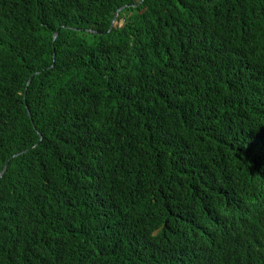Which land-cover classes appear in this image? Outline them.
Returning a JSON list of instances; mask_svg holds the SVG:
<instances>
[{
  "label": "trees",
  "instance_id": "trees-1",
  "mask_svg": "<svg viewBox=\"0 0 264 264\" xmlns=\"http://www.w3.org/2000/svg\"><path fill=\"white\" fill-rule=\"evenodd\" d=\"M0 8V264H264V0Z\"/></svg>",
  "mask_w": 264,
  "mask_h": 264
},
{
  "label": "clouds",
  "instance_id": "clouds-1",
  "mask_svg": "<svg viewBox=\"0 0 264 264\" xmlns=\"http://www.w3.org/2000/svg\"><path fill=\"white\" fill-rule=\"evenodd\" d=\"M1 9V8H0ZM15 12H13L12 10H0V15L2 16L3 20H5L7 23H14V18H15ZM116 19V18H115ZM113 21V20H112ZM60 29V26H58ZM57 27V28H58ZM56 28V29H57ZM56 31V30H55ZM55 33V32H54ZM54 33H53V38H54ZM58 34V33H57ZM57 36V35H56ZM55 36V37H56Z\"/></svg>",
  "mask_w": 264,
  "mask_h": 264
},
{
  "label": "water",
  "instance_id": "water-1",
  "mask_svg": "<svg viewBox=\"0 0 264 264\" xmlns=\"http://www.w3.org/2000/svg\"><path fill=\"white\" fill-rule=\"evenodd\" d=\"M115 18H116V15L114 16V19H113V21H112V23H111V26L113 25V23H114V21H115ZM58 31H59V27L56 29V31H55V33H54V37L57 35ZM6 164H7V162H6V163L4 164V166L1 168V170H0V174L5 170V168H6Z\"/></svg>",
  "mask_w": 264,
  "mask_h": 264
},
{
  "label": "rangeland",
  "instance_id": "rangeland-1",
  "mask_svg": "<svg viewBox=\"0 0 264 264\" xmlns=\"http://www.w3.org/2000/svg\"><path fill=\"white\" fill-rule=\"evenodd\" d=\"M121 22H122V19L119 20V23H121Z\"/></svg>",
  "mask_w": 264,
  "mask_h": 264
}]
</instances>
